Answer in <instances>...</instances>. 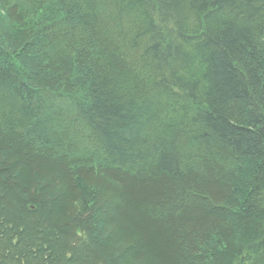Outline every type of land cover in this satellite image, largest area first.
Segmentation results:
<instances>
[{
    "label": "trees",
    "instance_id": "1",
    "mask_svg": "<svg viewBox=\"0 0 264 264\" xmlns=\"http://www.w3.org/2000/svg\"><path fill=\"white\" fill-rule=\"evenodd\" d=\"M0 264H264V0H0Z\"/></svg>",
    "mask_w": 264,
    "mask_h": 264
},
{
    "label": "rangeland",
    "instance_id": "2",
    "mask_svg": "<svg viewBox=\"0 0 264 264\" xmlns=\"http://www.w3.org/2000/svg\"><path fill=\"white\" fill-rule=\"evenodd\" d=\"M2 17H4V15L2 16ZM84 190V189H83ZM87 191L85 190V192L84 193H86Z\"/></svg>",
    "mask_w": 264,
    "mask_h": 264
}]
</instances>
